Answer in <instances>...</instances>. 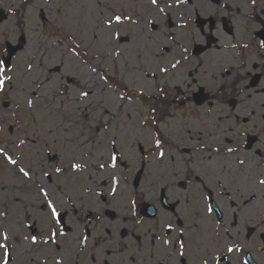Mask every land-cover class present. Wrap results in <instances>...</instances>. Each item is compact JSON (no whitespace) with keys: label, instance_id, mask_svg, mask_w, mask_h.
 Segmentation results:
<instances>
[{"label":"flooded vegetation","instance_id":"flooded-vegetation-1","mask_svg":"<svg viewBox=\"0 0 264 264\" xmlns=\"http://www.w3.org/2000/svg\"><path fill=\"white\" fill-rule=\"evenodd\" d=\"M29 7L0 0V61ZM156 14L170 58L157 101L171 104L134 135L140 168L104 152L116 166L98 168L86 207L73 181L11 178L0 264H264V0H171Z\"/></svg>","mask_w":264,"mask_h":264},{"label":"rangeland","instance_id":"rangeland-1","mask_svg":"<svg viewBox=\"0 0 264 264\" xmlns=\"http://www.w3.org/2000/svg\"><path fill=\"white\" fill-rule=\"evenodd\" d=\"M170 1L31 0L25 23L28 46L11 71L0 72V190L13 171L27 167L36 172L45 161L62 177L78 134L85 136L80 144L90 145L93 138L97 150L109 154L115 147L122 160L138 166L134 135L152 128L150 119L140 128L137 113L146 114L150 107L126 95L150 97L164 81H147L138 69L142 65L155 75L170 67L166 36L150 28L163 23L156 12ZM41 10L47 26L39 18ZM4 101L11 104L7 110ZM8 161L19 163L17 169ZM86 173L87 167L75 175L80 184L99 177L97 170Z\"/></svg>","mask_w":264,"mask_h":264},{"label":"snow or ice","instance_id":"snow-or-ice-1","mask_svg":"<svg viewBox=\"0 0 264 264\" xmlns=\"http://www.w3.org/2000/svg\"><path fill=\"white\" fill-rule=\"evenodd\" d=\"M156 0H153V3H155ZM253 2H255V0H253ZM117 19H119V17H117ZM4 70V64L2 61H0V71H3ZM4 83V81L2 79H0V85H2ZM84 95H87V93H84ZM161 156H163V153L161 152L160 153ZM78 167V165L76 166ZM25 175H27V173H25ZM261 183H264V181H261ZM53 214L56 215V211H55V208H53Z\"/></svg>","mask_w":264,"mask_h":264}]
</instances>
